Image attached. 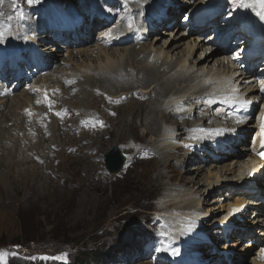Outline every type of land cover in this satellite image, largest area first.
I'll list each match as a JSON object with an SVG mask.
<instances>
[{
  "label": "rangeland",
  "instance_id": "1",
  "mask_svg": "<svg viewBox=\"0 0 264 264\" xmlns=\"http://www.w3.org/2000/svg\"><path fill=\"white\" fill-rule=\"evenodd\" d=\"M153 1H156V4L154 3L150 6H146V2L142 1L143 6L140 7L136 13L131 14V8L125 5L124 0H116L115 5L110 8L111 13L108 15L104 13L105 11L103 9L97 6L98 0H86L83 4L77 1V9L70 10L68 11L69 13H67L68 16L71 17L74 25L68 26L70 35H68L67 39H62L57 32L54 33L53 28L56 27V20L51 19L52 16L48 12L50 10L48 7H59L64 5L67 7L66 3H70V0H62L61 2H57L56 0H43L35 3V5H33L34 8L45 10L48 15L47 19H40V22L43 24L42 29L38 27L36 30H28L25 25L29 16L31 20H38L37 12L29 7L26 8V0H16L17 7L12 6V0H3V3L0 4V13H2V15H0V17H2L0 28L8 29L14 37L15 42L13 46L16 56L12 61L0 59L1 71H3V68H1L2 64L11 65L10 70L8 72L3 71L0 76V104H2V106H0V119L7 118L6 122L0 126V129L6 126V129L10 128L11 130L12 127L17 128V124L19 125V123L27 126L31 120H40L41 115L38 113L37 107H40L39 110L44 112L47 118L51 119L57 116V98L63 94L65 88L75 79V74L78 73V64L85 62L88 65V63H91L93 67L98 64V61L102 64V62L106 61V57L108 56L110 57L112 55L116 58L119 54H124L122 48L125 46L117 47L115 50L111 49L109 51V53H112L111 55L101 51L105 49L102 43L105 37H115L116 35L124 36L127 34V31L132 32L133 29H135L133 31L134 38L130 43L136 45L139 51H149L150 49L146 48V45L149 44L151 38H154V36L161 39L160 46L163 43V39L166 38L170 40L171 35L167 36V34L164 33L165 30L171 28L167 26L166 29H163V26H158L157 31L150 34L148 32L147 34L143 33L147 35L148 39H140L142 31H144L142 27H139L142 15L148 14L150 11H155L158 4L163 5L165 3H170L171 5L176 4L181 7L182 13L176 19L175 23H177V26L185 27L184 32L187 35L188 25H186L187 23L183 24V22L187 20V18L184 19V17H186V12L192 13L194 10L198 9L199 3L204 4L207 2V0H184L185 3L183 0ZM224 1H228V3L223 6L225 8L220 12L219 19L217 18V21L209 27L210 29L212 28V31L203 32L204 35L201 36V38L190 34L187 38L182 39V41L179 42L178 51L170 55L168 60L171 58V61L179 62L182 54L184 55L187 52V46L191 45L192 39L189 38H195L196 40H202L204 38V46L208 47L207 40L210 36L206 37L207 35L212 34L214 31H217L221 35L224 29L220 26H227L233 23L231 22L233 13L231 12L232 10H230L229 4L232 0ZM144 5L146 7H144ZM205 6L206 5L203 7ZM203 7L200 8V10L203 9ZM19 11L24 13L23 19L17 18L16 14ZM95 12H98L101 17L108 18V23L99 24L92 30L90 17L93 16ZM229 13H231V15H229ZM110 15L113 16L111 20H109ZM9 16L13 18L9 20ZM126 18H129L128 24L131 25V27L134 26L133 29L130 27L127 31L123 29V19ZM181 20L183 21L181 22ZM81 30L82 33L79 34ZM160 30H162V34L159 33ZM109 31L113 34H111V36H106L105 33ZM174 33L175 31H173V34ZM33 36L34 39L32 38ZM41 36H43V38L45 36L47 37L46 39L48 40L46 41V45L49 46L48 48L52 49V51H46L47 49L37 51V49L30 47L29 42L33 43V47H35V45L37 46V40ZM78 40H80V42H78ZM79 49L82 50L81 53L78 52ZM83 51H87V55H83ZM160 51L162 52V49ZM33 52L37 53L36 57ZM199 53V50L196 53L193 52L192 46V48L189 49V53L186 54V57H190L191 59L193 55L196 54L197 56ZM98 56L100 59H98ZM119 58L124 60L125 56H120L116 59ZM52 60H54V63H51ZM141 61L142 59L139 60L140 64L143 63V61ZM214 67L215 66L212 68L214 69ZM219 69L223 70L224 73L227 71L225 65L223 68L221 67ZM201 73L204 74L205 72ZM201 80L202 78H200V82L197 80L198 83H201ZM96 84L92 83L91 85L95 87L97 86ZM173 84L175 87H178L179 84V87H182L185 85V82L174 81L172 85ZM243 86L241 85L240 87ZM86 87L88 86H82L78 92V96L71 98L68 101V105L73 109H77L74 111V114H77L78 117H92L97 120V122H101L92 107L86 105L84 100ZM101 89L105 91V89ZM90 90L91 88L88 87L87 92ZM112 90L113 89H111V91ZM209 90L210 88L201 89V92L203 94L205 91ZM245 90L244 88L238 93L241 94V91L244 92ZM94 91H96L97 94L102 93L97 89H94ZM20 93H23V96L20 98L19 108L13 112L11 108L14 109L13 106H15L17 101L13 104L12 100H15ZM131 93L132 92L124 93L122 95L127 96L125 100L128 98H130V100H137V97H133ZM120 96H118V94L115 95L118 100ZM242 96L241 94L240 97ZM173 98L176 101H180V99L175 96L170 99L172 100ZM111 99L110 97L107 101ZM37 101L40 102L37 103ZM47 101L53 102L51 107H49ZM135 105L136 104H133L130 108L134 109V107H138L139 104H137V106ZM250 105L251 104L245 108L248 115L246 119L244 117L243 123H241L242 125L247 126L251 124L252 119L249 118ZM189 106L191 107V105H184L178 109L187 110L190 108ZM141 108V111L136 109V111H133L131 114L127 110L123 112L120 111L119 117L112 121V128L110 131L106 135L103 134L94 140L93 145L96 150L93 149L90 152V157L87 158L80 156L71 160L70 158L64 157L59 163L60 158L55 154L56 146L63 145L61 139L65 136H58L56 130L58 125H51L50 131L38 135L43 137L39 140L37 139L38 136L31 137L26 129L22 130V132L9 130L10 132H8L7 135L0 138V145H3L6 149H0V251L7 253V255L0 259V264H64V261L51 259V257L58 256L62 253L67 254V264H137L140 260H147L150 264H177L176 260L170 261L166 259L163 250L157 251L158 248L163 249V244L165 245L167 241H173L175 249L179 247V254L181 255L185 254V252L187 254L196 255L194 262L187 264H210L208 260L214 257V254L218 253H223L225 254L224 256L232 257L234 264H249L248 260H250L249 256L253 253V247L248 244L246 240L250 239L249 241L253 242V237H255L260 230L258 229L257 231L258 226L252 223L253 219H255L253 218L255 213L250 214L251 212L248 211L245 216H242L243 220H235L234 227L229 228L228 225L224 228V234H222L221 230L224 227L222 224L224 222V220H222L223 216L226 214L228 204L233 202L234 199L229 201V197H225L221 194L217 195V191L212 193L211 186L206 187L205 181L208 177L209 180H213L214 173H218L220 176L218 181H221L223 178H231L232 175L230 173L227 174L228 169L231 168L232 171L235 170L236 174L232 181V183L235 182V187L237 182L240 181L238 179L241 177V175L238 174V169L244 172L243 169L248 167L244 164L248 159L252 158V156H250L252 153H249L248 156L244 151L247 146H251L250 139H252V134H250L248 142L244 141V139L243 141L236 139L233 142L235 132L232 133L230 139V144H232L231 148L233 151L240 153L236 156L232 154L221 156L218 152L219 142L216 140V137L211 138L209 143L202 149H196L198 145L197 139H201V136L212 135L213 132L226 125H228L229 129L231 128L230 124L236 121L230 120L232 105L225 111L223 116L219 117L217 120H213L212 125L204 128L196 127L188 129L186 130L187 132L185 131L186 136L182 137L179 141H175V139L170 140L175 146H191L190 151L187 149L186 153L176 158V161L182 166L180 168H182L183 172L193 174L194 170H187V168L192 166H204L201 174L196 177V180L200 181L202 186V188L200 187L201 191H198V193L194 192L195 187H179L175 184L176 181L169 180L168 178H161L159 181L155 179V176L159 172L158 165L154 164V162H156V159L162 160L161 155L158 154L155 149L154 153L156 159L148 160L145 159L144 156L137 157L138 155L136 154V157L131 160V152L132 154L134 152L127 151L124 145H122L126 139L134 138L138 141L146 142L145 144H151L154 147L160 144L158 140H155L157 139L156 135L147 134L149 127H141L138 125V122H134L132 125L126 122L127 118L131 115L141 118L144 113V105H142ZM224 108L226 109L227 107ZM258 111L259 107L256 109V112ZM28 112H31V115H29ZM205 112L206 111L203 110V113ZM78 117L75 120H78ZM225 119H228V121ZM8 120L10 122H7ZM170 124H166L164 127L168 125V127H170ZM242 125H240V127H242ZM191 130H194L192 131L193 133ZM67 131L68 135L66 137L73 136L77 133V130L70 126V124L68 127H64V131L61 132ZM190 136L192 139H188ZM240 138L242 139V137ZM111 144L118 145L120 151L126 157L121 169L116 173L108 172L103 162L104 152L110 148ZM136 144H138V142H136ZM14 145H17V152L13 150L7 151L8 147L11 149ZM29 146L31 148L35 147L38 152L33 153L32 149L27 151ZM63 152L69 153V149H63ZM143 153L145 154V152ZM239 156L240 159H237ZM26 157L38 163L40 166L51 158L52 164L56 166V176L52 174L47 177L41 176V173L35 168L31 167L27 162H23L26 160ZM189 157H196L198 160H194L195 162L188 165L184 159H188ZM240 160H242L244 164L240 163ZM213 161H215V163H213ZM212 163L213 165H211ZM214 164H216V166H214ZM209 165H211V167ZM225 169L227 170L226 174H224L226 171ZM209 170L211 171L210 174L208 172ZM163 171L164 170H162V172ZM99 173H102V175ZM103 175L106 177H102ZM165 175L170 176V174ZM193 177V175H190L188 179ZM172 179L175 180L176 177L174 176ZM161 184L163 187L158 189ZM257 184L258 186L259 184L261 185V183ZM172 188L176 190L173 192L177 195V200L172 201H175V208L178 207L181 209L177 208L173 210L172 206L169 210L163 209L159 211V209L164 208V200H171L170 197L164 200L162 197L169 193L170 190H174ZM214 188H216L215 185ZM254 190L255 192L259 191L256 185H254V189L250 186V191L254 192ZM224 194H227L226 191H224ZM233 195H231V198H233ZM258 197L252 196L249 197V200H246L248 202L260 201ZM205 198L207 200H212L213 204L211 203L204 206L201 202ZM199 201V207H203V210L206 211V215L195 218L199 222V227L197 230H192V233L198 231V233L209 235L212 238L213 236L211 234H216L215 236L220 238L218 241L209 238L206 244L204 245L203 243L200 249L191 251L185 248L178 240L177 236L181 234L176 232V226H172L173 223H171V219L174 218V215L178 214H183L186 217L192 216L193 214L190 213L192 210H186L183 207L187 203L198 204L197 202ZM246 209H248V207ZM146 212L149 215V219L145 221L143 215ZM184 216L182 218H184ZM258 218L261 220L263 217ZM152 219L153 222H151ZM238 224L241 226L245 224L249 226L250 229L252 228V231L246 230L249 232H244L243 228H238ZM172 227L175 230L171 229ZM250 232H253L251 238ZM224 235H226V237ZM226 241H228L227 245L233 246L226 252L219 251V249L222 248L221 244ZM17 245L19 247H15ZM253 246L254 249H256L255 244H253ZM205 249L208 250L205 251ZM91 251H95L98 254L101 253L100 256H104L103 260H95V258L92 257V259L86 258V260L75 261L79 255H87ZM153 257H155L156 260L152 262L151 259H153ZM242 258L246 260L243 261ZM159 261L162 263H159Z\"/></svg>",
  "mask_w": 264,
  "mask_h": 264
},
{
  "label": "bare ground",
  "instance_id": "2",
  "mask_svg": "<svg viewBox=\"0 0 264 264\" xmlns=\"http://www.w3.org/2000/svg\"><path fill=\"white\" fill-rule=\"evenodd\" d=\"M41 1L43 0H36V2H34L31 6L27 4L26 8L29 7L35 10L38 15L37 21L31 20V17L29 16V19H27V21L25 22V25L28 30L30 29L36 30L38 27L42 29L43 24L40 22V19L48 18V15L46 14L45 10L36 9L33 6L35 5V3ZM56 1L61 2L62 0H56ZM77 1L80 4L86 2V0H70V3L69 2L66 3L67 7L65 5L59 7H52V6L48 7L50 9L48 12L52 16L51 19L56 20L55 23L56 27L53 28L54 33L57 32L62 39L68 38V35H70V29H68V26L74 25V23H72L71 17H69L67 13H69L68 11L70 10L77 9L76 6ZM142 1L146 2L145 4L146 6H150L151 4L154 3L156 4V1L153 0L128 1L127 5L128 7L131 8V14L136 13L139 10V8L143 6ZM183 2L185 3L184 0ZM115 3L116 0H98L97 6L103 9L105 11L104 13L108 15L111 13L110 8L114 6ZM226 3H228V1L207 0V2H205L204 4L199 3L198 9L200 10V8H202L204 5L208 4L209 8L211 7L214 11H216V8H221V5L225 6ZM235 3L237 5L235 8L233 7L232 1L229 3L230 9L231 10L233 9L234 12L233 17L231 18V22L233 23H230L229 26L233 28L238 27L240 31L238 33V36L240 35V38L238 39L239 42L238 47L242 46L244 51L248 54L252 50L253 45L251 42L245 41L244 39L246 38L252 39L251 36H253V33L254 34L256 33L259 36H261L262 38L261 40H264V19H261L256 14L258 11H261L258 6H256L255 8H245V9H241L238 7L240 3L255 5L256 0H235ZM145 5L144 7H146ZM196 10H194L192 13L187 11L185 14L186 17H184V19L190 18L191 21V17L193 16ZM208 11L211 12L212 10H208ZM181 13L182 10L180 6L176 4L171 5L170 3H165L163 5L158 4L155 11H150V13L142 15L140 19V21L142 22L141 24H139V27H142L144 28V30H146L148 26H151V29L148 31L149 34L157 31L158 26H163L164 27L163 29H166V26L171 27L169 30L164 31V33H166L167 36L171 35L170 37L171 39L170 40L166 38L163 39V43L160 46L161 39H158V37L154 36V38H151L149 44L147 45L145 44L146 48L150 49L149 51L145 50L146 48L144 49L145 51L143 50L139 51L136 48V45L130 43V41L133 40L134 38L133 31L135 29H133L134 26H132L131 29H133V31L132 32L127 31V29L129 28V24H128L129 18L123 19V25H124L123 29L127 31V34L124 36L116 35L115 37H105L102 41L105 49H102L101 51H104L105 53L107 52L106 54L111 55L112 53H109L111 49L115 50V48L117 47L125 46L124 48H122L124 54L118 55V57L125 56L124 60H121L120 58L116 59L118 57L115 58L111 55L110 57L109 56L106 57L107 58L106 61L102 62V64H100L99 61L97 65H94L93 63L94 65L93 67L91 63H88V65L85 62L78 64L77 65L78 73L75 74V79L72 80L70 84L65 88L63 94L57 98L58 113H61V115L59 116L57 115L50 119L45 116L44 112L39 110L40 107H37L38 113L41 115L40 120L38 121L31 120L27 124V126H25L22 123H19V125L17 124L18 126L17 128L12 127L11 130L10 128L6 129L5 126L0 129V138L7 135L8 132L10 131L22 132V130L25 129L28 131L27 133L30 134L31 137H36L40 134H44L50 131L51 125H58V128H56L58 132V136L59 137L65 136L63 139H61V141H63V145L56 146L55 154L60 158L59 163L61 159L64 157L70 158L71 160H73V158H77L80 156H82L83 158H87L90 157V152L93 149H95L93 145L94 140L103 134L106 135L110 131V129L112 128V121L115 118L119 117L120 111L123 112L127 110L131 114L133 113V111H136V109L141 111L142 110L141 106L144 105V109H143L144 113L141 116V118L135 115H131L127 118L126 122H128L129 125H132L134 122H138V125L141 127L142 126H144L145 128L149 127V129L147 130V134L150 133L151 135H156L157 139L155 140H158L160 144L157 146L155 145L156 147H154L151 144H145L146 142L144 143L134 138L126 139L125 142L122 143V145H124L127 151L134 152L133 154L131 152V160H133L136 157V154L138 155L137 157L144 156L145 159L148 160L154 158L156 159V155L154 152L155 150H157L156 152L161 155L162 160L160 161L156 159L155 160L156 162H154V164L158 165V172H159L155 176V179L159 181L161 178H168L169 180L176 181L175 184L179 187H195L194 192L198 193V191H201L202 188L201 183L200 181L196 180V177L201 174L204 166L203 167L192 166L187 168V170L193 169L194 170L193 174L183 172L182 168H180L182 166L178 161H176V158L186 153L187 149L188 151H190L191 146L190 145H188V147L182 145L175 146L172 144L173 142L170 140L175 139V141L176 140L179 141L182 137L186 136V132H187L186 130L188 129L196 128V127L204 128L209 125H212L213 120H217L219 117L223 116L225 111L229 107H231V105H232L231 108L232 113L230 115L231 117L230 120L243 121L244 117L246 119L248 115V112H245L246 109L240 108L238 103L227 104L224 101L228 99H232L236 101L247 99L253 103V104L251 103L249 107L252 109V112H249L250 114L249 118L254 119L252 125L246 126V125H242L241 123H237L235 121L234 123L232 122V124H230L231 125L230 129L228 125H226L225 127H221L220 129L213 132L212 135L201 136V139L200 138L197 139V143H198L196 148L197 150L205 147V145L209 143V140L211 138L216 137V140L219 142L218 152L221 154V156H228L229 154L236 156L240 153L233 151L231 148L232 144H230V139L232 137V133L235 132L233 142L236 139L241 141H243L244 139V141L248 142L250 134L252 135L254 134L255 136V133L261 123V120L259 118L261 112L263 111L262 107L264 106V99H261L256 94V91L253 88L252 83L248 80L247 73H249L250 71L249 68L247 69V72L241 70L240 67L238 66L233 70L229 69L228 61H231V59L227 60L224 57V55H227L228 49L226 48L224 41L220 42L221 37H218L219 36L218 35L217 37H215L216 38L215 42L213 43L210 42L211 37H214L217 31H214L212 32V34L206 36V37L210 36V39L207 40V44L209 45L208 47L204 46V38L202 40L189 38L192 39L190 43L191 45L188 44H187L188 46L186 45L188 47L187 52L185 51L186 53L184 55L182 54V57L180 58L179 62L171 61V58L170 60H168L170 55L174 54L175 51L176 52L178 51L180 45L179 42L182 41V39L187 38L188 36H190V34H193L200 38L201 36L204 35L203 32L201 33L199 31L200 26L197 25L193 27L194 30L188 31L186 35L184 32L185 27L177 26V23H175L176 19L181 15ZM195 16L199 17L200 13H197V15L195 14ZM90 18H91L90 24L92 30L96 28V26L99 24L108 23V18L101 17L98 12H95L93 16H91ZM109 18H110L109 20H111L113 16L110 15ZM217 18L218 16L215 15L214 19ZM1 20L2 17H0V21ZM182 21L183 20H181V22ZM204 21H205V25H207L208 21L206 20V18L204 19ZM186 25L189 26V22ZM4 29L6 28H0V30H4ZM162 30H160L159 32L160 34H162L161 33ZM210 30L212 31V29L205 28L204 32ZM173 31H175L174 34ZM81 33L82 30L79 32V34ZM241 35H244L243 38ZM32 38L34 39V36ZM46 38H47L46 36L44 38L43 36L39 37V39L37 40V46L35 45V47L32 46L33 43L29 42L30 47L33 49H37V51H43L45 49H47L46 51H52V49L48 48L49 46L46 45V41L48 40ZM140 39L146 40L148 39V37L142 32L140 35ZM225 39L226 38H224V40ZM14 42H15L14 37L11 34L9 35L8 32H5L3 42H0V59H7L8 61H12L15 58L16 52H14L15 51L13 46ZM78 42H80V40H78ZM192 46H193V52L196 53L199 50L200 53L197 56L196 54L193 55V57L190 59V57H186V54L189 53V49H191ZM259 46L260 43H258V48ZM161 49L162 52L160 51ZM208 50L210 51L208 52ZM87 51H83L82 54L83 55L86 54ZM78 52L81 53L82 50L79 49ZM33 54L36 57L37 53L33 52ZM98 59H100L99 56ZM140 59H142L143 61L142 64L139 63ZM51 63H54V60H52ZM231 63L232 66H236L235 62L231 61ZM224 65L225 68L227 69V72H230L232 73V75H234L233 77L226 75L223 72V70L219 69L221 67L223 68ZM213 66H215L214 69L212 68ZM1 68H3V71L8 72L11 68V65L2 64ZM3 71L0 70V76L2 75ZM201 72H205V73L203 74ZM237 72L238 74L235 75L234 73ZM200 78H202L201 83H198ZM174 81L185 82V85L183 84L184 86L179 87L180 86L179 84L178 87H175L174 84L172 85ZM92 83L95 84L98 83L99 85L96 84L97 86L94 87L93 85H91ZM84 85L91 88V90L87 92L88 87H86V91H85L86 95L84 97L86 105H90L92 107L96 116L101 120L103 126H101V123L97 122V120H95L92 117H81V116L78 117L77 114L76 115L74 114V111H76L77 109L75 108L73 109L68 105V101L71 98L77 97L80 88ZM241 85L242 86L245 85V86L240 87ZM101 88L105 89V91L102 90ZM206 88H210V90L205 92L203 91L204 93L202 94L201 89H206ZM244 88L246 90L244 92L241 91V94L243 96L240 97L241 94L238 92H240V90H243ZM94 89H97L102 93L97 94L96 91H94ZM111 89L113 90L111 91ZM130 92H132L131 95L133 97H137V100H130V98L125 100L127 96L122 94L130 93ZM116 94H118V96L121 95L119 97V103L112 102L118 100L115 97ZM22 96L23 93H20L15 98V100L14 99L12 100L13 104L14 102L16 103L17 101L15 106H13L14 109L11 108L13 112L14 110L16 111V109L19 108L18 106L20 104V98ZM174 96L179 98L180 101L178 100L176 101L174 100V98L172 100L170 99L171 97ZM110 97L112 99L110 101H107V99H109ZM121 97H123V99H120ZM259 103H261L260 110L258 111L257 115L254 118V114H256L254 113V109L255 108L257 109L259 107ZM133 104H136L135 106H137V104L139 105L138 107H134V109H131L130 107H132ZM184 105L186 106L191 105V107L189 106L190 108L188 107L189 109L187 110L178 109L180 107H183ZM0 106H2V104H0ZM224 107L227 108L225 109ZM203 110L206 112L203 113ZM77 117L78 120H75L77 119ZM6 119L3 118L2 120L0 119L1 120L0 126H2L3 123L6 122ZM226 121H228V119ZM7 122L10 121L8 120ZM69 124L70 126L74 127L75 130H77V133L73 136L66 137L68 135V131L67 132H61V131H64V127H68ZM166 124H170L171 126L168 127L169 126L168 125L167 127H164V125ZM240 125H242V127H240ZM192 131L194 130H191V132ZM240 137H242V139ZM40 138L43 137L41 136L37 137L38 140ZM188 139H192V137L190 136L188 137ZM250 140H251L250 143L251 146L249 147L247 146L244 149V151L245 153H247L248 156L249 153H252V155H250L252 156V158L248 159L245 164L243 163L242 160H240L241 161L240 163H243L245 166L247 165L248 167L246 169H243L242 166L244 172H241L238 169V174L241 175L240 177L241 179L240 178L238 179L240 181L237 180L238 182L235 187H234L235 182L232 183V181L235 178L236 174H235V170L232 171L231 168L228 169V173L226 169H225L226 171L224 172V174L230 173L232 175L231 178L228 179L223 178L221 181H218V178L220 176L218 175V173H214L213 180H209L208 179L209 177L208 178L206 177L207 179L205 182H206V187L211 186L212 193L213 192L215 193L217 191V195L221 194L225 197H229V201L234 199L233 202L228 204L226 209L227 210L226 214L223 216L222 220H224V222L222 224L224 227L221 230L222 234H224V228H226L228 225L229 228L234 227L233 225L235 223V220L238 219H240V221L243 220L242 216L243 215L245 216V214L248 213V211L251 212L250 214L255 213V216L253 217L255 219H253L252 223L258 226L257 231L258 229L260 230L258 231L259 233L255 237H253L252 239L253 242L249 241L250 239L246 240V242H248V244H250L253 247V253H251V256H249L250 260H248V262L249 264H264V261L260 258V256H257L259 247L261 246V243L264 242V218H261V220L258 218V217H263L264 214V198H263L264 163L254 157V149L257 148V145H255L253 149V142H252L253 140L252 139ZM136 142H138V144H136ZM66 148L69 149V153L63 152V149ZM0 149L6 150L3 147V145H0ZM7 149H8L7 151L13 150L17 152V145H14L11 149H9V147ZM30 149L33 150V153L38 152V150L35 147L31 148L29 146L27 148V151H29ZM143 152H145V154H147L148 156L145 155ZM237 159H240V156ZM184 160L189 165L190 163L195 162L194 160H198V159H196V157L194 158L189 157L188 159H184ZM23 162H27L31 167L35 168L38 172L41 173V176L47 177V176H51V174L53 176H56L55 173L56 166L52 164L51 158L46 160L41 166L38 163L30 160L28 157H26V160ZM213 163H215V161H213ZM213 163L211 165H213ZM211 165L209 166L211 167ZM214 166H216V164H214ZM162 170H164L165 173L164 171L162 172ZM208 172L209 174L211 173L210 170ZM99 174L102 175V173ZM165 174H170V176ZM190 175H193L194 177L188 179ZM174 176L176 177L175 180L172 179ZM102 177L105 178L106 176L103 175ZM257 183H261V185L259 184L258 186ZM214 185L216 186V188H214ZM254 185H256V188L259 189V191L256 192L255 190L254 192L247 191V189H250V186H252V188L254 189ZM162 187L163 185L161 184L158 189ZM173 191L176 190L175 189L170 190L169 193H167L164 197H162L163 200L169 197L171 198V200L170 199L164 200L163 201L164 208L159 209V211L163 209L169 210V208L172 206H173V210H176L178 208V207L175 208V203H174L175 201L174 202L172 201V200H177V195L174 194ZM224 191H226L227 194H224ZM231 195H233V198H231ZM252 196L253 197L259 196L258 198L260 201L248 202L247 200H249V197ZM197 203L198 204L187 203L183 207L186 210H192V212H190L191 214H193L192 216L186 217L183 214H178V215H174L173 216L174 218L171 219L172 220L171 223H173L172 226L174 227L175 225L176 232L181 234V235L178 234L179 235L177 236L178 240L185 248L190 249L191 251H196V249H200V247L203 246V243L205 245L206 241H208L209 238H211L212 240L214 239V241H218L220 238L218 236H215L216 234H211L213 236L212 238L209 235L198 233V231L192 233V230L195 229L197 230V228L199 227V222L195 218L206 215V211L203 210V207H199L200 201ZM201 203L204 204V206L209 205L211 203L213 204L212 200H207L206 198ZM247 207L248 209H246ZM183 216L184 218H182ZM143 218L145 219V221L149 219V215L147 212L143 215ZM181 218L184 220H182ZM151 222H153V219ZM242 225L243 226L238 224V228H243L244 230L243 229L242 230L247 233L249 231H252V228L250 229L249 226L245 224ZM173 227L171 229H174ZM250 233H251L250 235L251 238L253 236L252 235L253 232ZM224 236L226 237V235ZM227 244L228 241L222 243L221 244L222 248L219 249V251L226 252L230 249L231 246H233ZM253 244H255L256 249H254ZM163 249H166L163 250L164 257L166 259H169L170 261L176 260L177 264L192 263L194 262L196 256L194 254H187L186 252L183 255L179 254L180 249L179 247L175 249L173 241H167L165 245L163 244ZM173 249L176 250L175 255L172 254ZM207 250L208 249H205V251ZM224 255L225 254L223 253L214 254L213 255L214 257L209 259L208 262L210 264H234V260L232 257L224 256ZM242 259L243 261L246 260L244 258ZM151 260L153 262L154 260H156V258L153 257V259ZM159 263L162 262L159 261ZM137 264H150V263L147 260H140L138 261ZM162 264H166V263H162Z\"/></svg>",
  "mask_w": 264,
  "mask_h": 264
},
{
  "label": "snow or ice",
  "instance_id": "3",
  "mask_svg": "<svg viewBox=\"0 0 264 264\" xmlns=\"http://www.w3.org/2000/svg\"><path fill=\"white\" fill-rule=\"evenodd\" d=\"M34 2H36V0H26V3L29 6H31ZM232 2H233V7L235 8L237 6L236 3H235V0H232ZM2 3H3V0H0V4H2ZM124 3H125V5H127L128 0H124ZM12 6L13 7H17L16 0H12ZM238 6L242 7V8H255L256 6H258L261 11H258L256 14L261 19H264V0H256V4L255 5L247 4V3H240ZM0 15H2V13H0ZM16 15H17L18 19H23V17H24V13L22 11L17 12ZM229 15H231V13H229ZM12 18H13L12 16L8 17L9 20H11ZM129 27L131 28V25H129ZM5 32H8L9 35L11 34L8 29L0 30V42H3V38H4V35H5ZM105 35L106 36H111V31L105 33ZM259 85H260L259 90L261 92H264V80H261L259 82ZM120 99H123V97H121ZM46 100H47V98H46ZM39 102L40 101H37V103H39ZM47 102L49 104V107H51V104L53 102H51V101H47ZM112 102L119 103V100L112 101ZM224 102L227 103V104H237L238 103L240 108H247L249 106V104L252 103L251 101H249L247 99L240 100V101L228 99V100H225ZM210 103H211V101H210ZM26 111H28V110H26ZM28 114L31 115V112H28ZM56 115L59 116V115H61V113H56ZM260 120H261V130L259 132V135L261 137L260 144H261L262 147H264V111L261 112ZM99 123H101V126H103L102 122H99ZM237 123H243V121H237ZM257 154L260 155L262 159H264V151L258 152ZM15 247H19V246L17 245ZM161 250H166V249H159V248L157 249V251H161ZM172 254L173 255L176 254V250L175 249L172 250ZM5 255H7V253H5L3 251H0V259H2ZM261 258L264 259V249H261ZM51 259L61 260V261H64V264H67V254L66 253H62V254H60L58 256L51 257Z\"/></svg>",
  "mask_w": 264,
  "mask_h": 264
},
{
  "label": "water",
  "instance_id": "4",
  "mask_svg": "<svg viewBox=\"0 0 264 264\" xmlns=\"http://www.w3.org/2000/svg\"><path fill=\"white\" fill-rule=\"evenodd\" d=\"M126 157L125 155L120 151L119 146L117 145H111V147L104 152L103 155V162L105 169L110 173H116L118 172Z\"/></svg>",
  "mask_w": 264,
  "mask_h": 264
},
{
  "label": "trees",
  "instance_id": "5",
  "mask_svg": "<svg viewBox=\"0 0 264 264\" xmlns=\"http://www.w3.org/2000/svg\"><path fill=\"white\" fill-rule=\"evenodd\" d=\"M100 254L101 253H97V252H95V251H91L89 254H82V255H79L78 257H77V259L75 260V261H78V260H86V258H88V259H92V257L93 258H95V260H97V259H102L103 260V257L104 256H100Z\"/></svg>",
  "mask_w": 264,
  "mask_h": 264
}]
</instances>
